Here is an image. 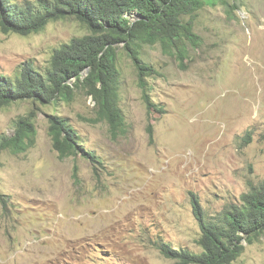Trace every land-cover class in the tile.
I'll list each match as a JSON object with an SVG mask.
<instances>
[{
    "label": "rangeland",
    "instance_id": "obj_1",
    "mask_svg": "<svg viewBox=\"0 0 264 264\" xmlns=\"http://www.w3.org/2000/svg\"><path fill=\"white\" fill-rule=\"evenodd\" d=\"M195 31L201 45L183 64L160 44L142 48L160 72L148 78V95L162 112L119 48L127 135L114 139L107 123L87 120L96 110L83 92L0 110V140L34 107L38 131L26 152L0 156V264H177L162 243L202 250L192 193L212 217L264 181V0L208 2ZM87 33L74 19L28 36L0 30V74L14 76L26 62L43 69L56 48ZM50 114L66 118L99 161L60 158ZM232 264H264V235Z\"/></svg>",
    "mask_w": 264,
    "mask_h": 264
},
{
    "label": "trees",
    "instance_id": "obj_2",
    "mask_svg": "<svg viewBox=\"0 0 264 264\" xmlns=\"http://www.w3.org/2000/svg\"><path fill=\"white\" fill-rule=\"evenodd\" d=\"M219 0H0V30L28 36L44 31L53 21L74 19L88 33L76 36L56 48L43 69L26 62L14 76L0 74V110L20 101L50 105L72 102L79 92L92 98L93 123L105 122L111 137L129 130L120 106L121 71L118 50L122 47L138 70L139 86L149 106L148 78L160 72L142 57L144 45L160 44L181 64L189 57L190 46L198 48L201 37L195 18L206 3ZM188 17V18H187ZM37 109L22 115L12 134L2 136L0 156L10 150L24 153L37 142ZM150 133H153L150 130ZM49 134L60 158L82 156L99 161L86 150L78 131L61 116L49 115ZM252 136H246L249 142ZM241 203L226 205L208 217L199 198L192 193L194 213L199 220L202 250L160 245L161 252L177 264H232L251 244L264 235V181L251 184L241 195ZM172 246V247H171ZM164 251V252H163Z\"/></svg>",
    "mask_w": 264,
    "mask_h": 264
},
{
    "label": "bare ground",
    "instance_id": "obj_3",
    "mask_svg": "<svg viewBox=\"0 0 264 264\" xmlns=\"http://www.w3.org/2000/svg\"><path fill=\"white\" fill-rule=\"evenodd\" d=\"M120 233V232H119ZM123 233V232H122ZM121 235V234H120ZM166 243V242H165ZM140 244V243H139ZM169 244V243H168ZM172 247V246H171ZM160 248H162V247H160ZM161 250V249H160ZM164 252V251H163ZM177 261V260H176Z\"/></svg>",
    "mask_w": 264,
    "mask_h": 264
}]
</instances>
